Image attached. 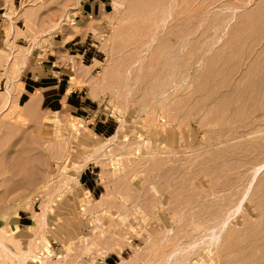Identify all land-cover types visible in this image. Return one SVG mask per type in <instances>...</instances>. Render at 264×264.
<instances>
[{"label": "rangeland", "instance_id": "374dc122", "mask_svg": "<svg viewBox=\"0 0 264 264\" xmlns=\"http://www.w3.org/2000/svg\"><path fill=\"white\" fill-rule=\"evenodd\" d=\"M103 1L36 102L80 0H0V264H264V0Z\"/></svg>", "mask_w": 264, "mask_h": 264}, {"label": "crops", "instance_id": "0c3cea01", "mask_svg": "<svg viewBox=\"0 0 264 264\" xmlns=\"http://www.w3.org/2000/svg\"><path fill=\"white\" fill-rule=\"evenodd\" d=\"M106 4L103 0H80L79 6L71 14L74 20L70 19L71 23L64 26L60 32L61 36L56 34L55 40L53 39L50 42L51 46L48 45L46 49L36 46L28 54L23 71L27 74L31 86L37 87L36 102L40 101L45 92L54 89L50 86H57L61 76L65 75L64 71L71 69V63L75 58L71 52L77 49L81 31L84 27H92L93 21H96L95 17L105 9ZM57 64L60 70L55 69ZM63 90H67L65 86Z\"/></svg>", "mask_w": 264, "mask_h": 264}, {"label": "bare ground", "instance_id": "6f19581e", "mask_svg": "<svg viewBox=\"0 0 264 264\" xmlns=\"http://www.w3.org/2000/svg\"><path fill=\"white\" fill-rule=\"evenodd\" d=\"M1 246V245H0ZM4 247H0V260L1 261H3V259L5 258L4 257V255H5V253H4ZM6 256V255H5Z\"/></svg>", "mask_w": 264, "mask_h": 264}]
</instances>
